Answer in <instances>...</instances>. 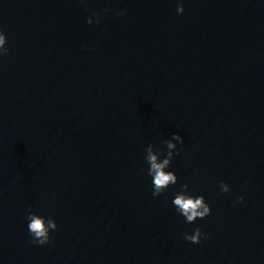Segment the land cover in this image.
<instances>
[{
	"label": "water",
	"instance_id": "1",
	"mask_svg": "<svg viewBox=\"0 0 264 264\" xmlns=\"http://www.w3.org/2000/svg\"><path fill=\"white\" fill-rule=\"evenodd\" d=\"M180 2L0 0V264H264V0ZM185 183L211 215L176 211Z\"/></svg>",
	"mask_w": 264,
	"mask_h": 264
},
{
	"label": "clouds",
	"instance_id": "2",
	"mask_svg": "<svg viewBox=\"0 0 264 264\" xmlns=\"http://www.w3.org/2000/svg\"><path fill=\"white\" fill-rule=\"evenodd\" d=\"M105 12L109 11L107 8ZM183 0L177 6V12L183 13ZM125 14L124 12L119 13ZM93 16H97L96 22L99 23V18L96 13ZM87 23H93V18L89 17ZM9 53V48L6 47V34L3 29L0 28V57L6 56ZM183 144V138L178 133H172L171 139L163 141L166 146V151L157 147L153 143H149L145 149V160L148 164L147 174L152 177L153 185V197H158L163 194L171 185H175L178 182V177L173 171H168L174 155L179 154L177 143ZM220 189L222 192L227 193L230 191V186L221 181ZM192 190L188 184H182L180 191L175 193V197L172 201L176 211L185 218L187 223H194L197 219H204L211 215L212 209L206 202L203 195H192ZM244 197H238L236 203H243ZM27 219L30 221L28 224L29 234L32 237V242L38 245H46L51 243L50 232L56 231L58 226L56 221L52 217H43L37 213L29 212ZM208 233L201 230L200 227L194 229L193 234L184 233V239L198 244L201 239H207Z\"/></svg>",
	"mask_w": 264,
	"mask_h": 264
}]
</instances>
